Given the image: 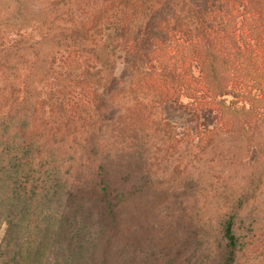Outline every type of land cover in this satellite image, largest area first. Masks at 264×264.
Listing matches in <instances>:
<instances>
[{"label":"rangeland","instance_id":"obj_1","mask_svg":"<svg viewBox=\"0 0 264 264\" xmlns=\"http://www.w3.org/2000/svg\"><path fill=\"white\" fill-rule=\"evenodd\" d=\"M51 1L0 0V47L42 40ZM179 1L152 0L132 32L108 22L92 52L44 43L0 61V264H264L257 148L236 134L207 149L193 134L170 146L212 116L166 105L157 119L171 124L168 134L151 130L133 153L107 150L128 65ZM81 81L97 86L94 103ZM73 216L80 225L69 226Z\"/></svg>","mask_w":264,"mask_h":264},{"label":"trees","instance_id":"obj_2","mask_svg":"<svg viewBox=\"0 0 264 264\" xmlns=\"http://www.w3.org/2000/svg\"><path fill=\"white\" fill-rule=\"evenodd\" d=\"M151 1L52 0L43 39L20 36L0 47V61L47 45L72 55L92 52L104 45L108 22L132 32ZM218 2L209 0L199 7L180 0L170 14L153 21L154 34L143 59L129 63L126 83L116 92L125 105L108 129L110 153L135 152L151 130L168 134L173 127L157 115L166 105H175L198 121L207 115L212 119L194 133L186 130L180 139L170 136V146L193 134L198 146L207 149L224 135L236 134L248 151L258 149L259 176L264 177V145L259 139L264 132V0ZM80 83L86 103H94L97 86ZM75 216L69 226L81 224ZM75 240L81 257L83 245Z\"/></svg>","mask_w":264,"mask_h":264}]
</instances>
